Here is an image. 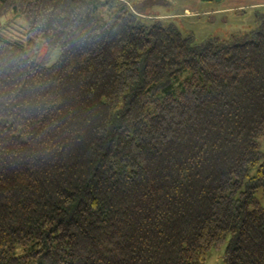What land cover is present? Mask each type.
I'll use <instances>...</instances> for the list:
<instances>
[{
	"label": "trees",
	"instance_id": "16d2710c",
	"mask_svg": "<svg viewBox=\"0 0 264 264\" xmlns=\"http://www.w3.org/2000/svg\"><path fill=\"white\" fill-rule=\"evenodd\" d=\"M153 1L0 0V264H264V17Z\"/></svg>",
	"mask_w": 264,
	"mask_h": 264
},
{
	"label": "rangeland",
	"instance_id": "374dc122",
	"mask_svg": "<svg viewBox=\"0 0 264 264\" xmlns=\"http://www.w3.org/2000/svg\"><path fill=\"white\" fill-rule=\"evenodd\" d=\"M128 1L140 2L142 0ZM241 3L242 0H164V2H157V6L151 8L148 6L146 14L161 19L167 18L184 34H192L194 42L200 44L212 37L224 38L230 34L248 31L258 26L260 18L255 22L252 14L254 10L245 8L235 11L233 9L224 10ZM260 14L264 16V13ZM261 15L259 17H262ZM10 18L14 20L7 25V30L16 37L22 36L25 33L26 24L18 16L9 14L3 20L5 25ZM261 146L264 148V139ZM256 197L264 209V188L257 191ZM224 249V246L220 249H210L204 264H224Z\"/></svg>",
	"mask_w": 264,
	"mask_h": 264
},
{
	"label": "crops",
	"instance_id": "0c3cea01",
	"mask_svg": "<svg viewBox=\"0 0 264 264\" xmlns=\"http://www.w3.org/2000/svg\"><path fill=\"white\" fill-rule=\"evenodd\" d=\"M244 8L250 9L251 11L254 10L252 14L254 15L255 22H257V19L264 17L263 15L260 14V13H264V0H242V3L240 5H235L234 7L226 8L224 10L230 11L233 9L235 11ZM259 15H261L262 17H259Z\"/></svg>",
	"mask_w": 264,
	"mask_h": 264
}]
</instances>
